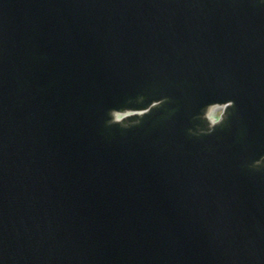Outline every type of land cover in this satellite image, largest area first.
Listing matches in <instances>:
<instances>
[{"label":"water","instance_id":"1","mask_svg":"<svg viewBox=\"0 0 264 264\" xmlns=\"http://www.w3.org/2000/svg\"><path fill=\"white\" fill-rule=\"evenodd\" d=\"M0 264H264V0H0Z\"/></svg>","mask_w":264,"mask_h":264}]
</instances>
